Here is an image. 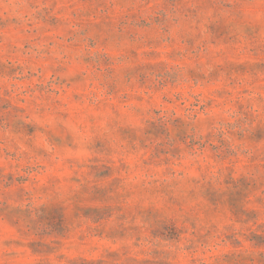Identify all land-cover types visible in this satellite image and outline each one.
I'll list each match as a JSON object with an SVG mask.
<instances>
[{
    "label": "rangeland",
    "instance_id": "1",
    "mask_svg": "<svg viewBox=\"0 0 264 264\" xmlns=\"http://www.w3.org/2000/svg\"><path fill=\"white\" fill-rule=\"evenodd\" d=\"M0 264H264V0H0Z\"/></svg>",
    "mask_w": 264,
    "mask_h": 264
}]
</instances>
